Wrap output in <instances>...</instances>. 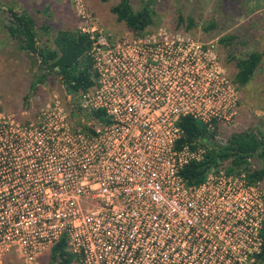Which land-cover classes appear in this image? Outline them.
Returning a JSON list of instances; mask_svg holds the SVG:
<instances>
[{"label":"built area","instance_id":"built-area-1","mask_svg":"<svg viewBox=\"0 0 264 264\" xmlns=\"http://www.w3.org/2000/svg\"><path fill=\"white\" fill-rule=\"evenodd\" d=\"M80 32L97 79L78 106L48 104L30 122L0 116V264H38L64 236L72 264H260L264 201H252L248 175L220 165L200 186L182 176L208 150L179 145L181 119L211 131L219 119L216 61L205 88L203 48L181 31Z\"/></svg>","mask_w":264,"mask_h":264},{"label":"rangeland","instance_id":"rangeland-1","mask_svg":"<svg viewBox=\"0 0 264 264\" xmlns=\"http://www.w3.org/2000/svg\"><path fill=\"white\" fill-rule=\"evenodd\" d=\"M121 1L0 0V116L30 122L39 117L48 104L58 103L69 112L72 103L77 107L80 102L79 93L68 94L55 73L43 71L40 61L34 63L21 44L10 37L6 25L14 20L10 11L13 9L35 19L40 42L48 49L55 48L54 40L59 31H80L95 25L112 40L118 41L148 35L173 37L182 32V39L194 45L198 42L203 48L205 88H208L206 78L211 73V61L217 63L218 98H212V103L216 101L219 108V119L215 121L219 126V140L225 141L237 133L264 131V0H131L135 11L141 10L145 2H152L155 11L153 24L141 36L135 35L112 13V8ZM80 11L86 19H82ZM180 14L194 18L196 27L191 32L177 31ZM212 23L214 29L205 31ZM225 38H233V41L221 43ZM252 52L263 54L262 63L252 81L240 87L234 82L237 70L231 58H242ZM44 73L43 82L31 92L35 75L43 77ZM249 162L251 170L261 167L256 158ZM222 166L228 172L230 164L225 162ZM249 184L252 186V201L255 202L256 198L264 201V182L252 184L249 181ZM4 264L22 262L10 255ZM38 264H51V251L45 252Z\"/></svg>","mask_w":264,"mask_h":264},{"label":"trees","instance_id":"trees-1","mask_svg":"<svg viewBox=\"0 0 264 264\" xmlns=\"http://www.w3.org/2000/svg\"><path fill=\"white\" fill-rule=\"evenodd\" d=\"M107 3L110 0H99ZM14 20L10 21L6 28L10 37L21 44L22 48L31 56L35 63L40 61L43 71L55 73L68 94L87 92L96 85L97 75L93 69V61L89 57L92 43L89 35L80 31L62 30L59 31L54 43V49L45 48L40 42V36L35 19L26 14L10 9ZM112 13L116 15L119 22L125 23L127 27L138 36L143 35L153 24L155 11L152 2H145L141 10L135 11L131 0H122L112 8ZM196 27L194 18H186L182 14L178 16L177 31L191 32ZM212 23L205 28L209 32L214 29ZM232 39H223L221 43L229 44ZM263 54L252 52L242 58L232 57L235 62L236 74L234 82L240 87L248 85L257 69L261 65ZM42 71V72H43ZM43 77L35 75V81L31 86V92H35L38 85L43 82ZM75 115V114H74ZM93 117L104 120L105 113L97 111L92 113ZM179 127L184 132V138L179 143L191 144L192 146L203 145L208 153L203 161L190 163L182 172V176L187 185H202L212 168H218L225 162L230 164L229 174L236 172H246L252 184L264 182V131L242 132L233 134L226 139L225 145L216 143V136L219 126L215 125V130H208V126L198 121L192 116L182 118ZM256 158L260 160L261 167L256 170L250 169L249 160ZM262 239V250L255 257L257 262L264 264V223L259 232ZM76 257L68 250V239L62 237L51 249V264H72Z\"/></svg>","mask_w":264,"mask_h":264},{"label":"water","instance_id":"water-1","mask_svg":"<svg viewBox=\"0 0 264 264\" xmlns=\"http://www.w3.org/2000/svg\"><path fill=\"white\" fill-rule=\"evenodd\" d=\"M38 74L40 75V72Z\"/></svg>","mask_w":264,"mask_h":264}]
</instances>
